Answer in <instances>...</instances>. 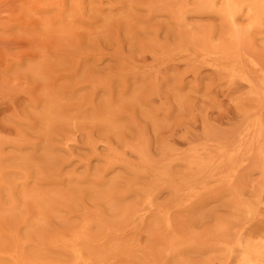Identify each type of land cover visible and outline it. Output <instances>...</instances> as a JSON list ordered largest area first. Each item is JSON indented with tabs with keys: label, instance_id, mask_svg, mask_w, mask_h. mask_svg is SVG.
<instances>
[{
	"label": "rangeland",
	"instance_id": "obj_1",
	"mask_svg": "<svg viewBox=\"0 0 264 264\" xmlns=\"http://www.w3.org/2000/svg\"><path fill=\"white\" fill-rule=\"evenodd\" d=\"M0 264H264V0H0Z\"/></svg>",
	"mask_w": 264,
	"mask_h": 264
},
{
	"label": "bare ground",
	"instance_id": "obj_2",
	"mask_svg": "<svg viewBox=\"0 0 264 264\" xmlns=\"http://www.w3.org/2000/svg\"><path fill=\"white\" fill-rule=\"evenodd\" d=\"M258 84V83H257ZM237 185V184H236ZM235 235V234H234Z\"/></svg>",
	"mask_w": 264,
	"mask_h": 264
}]
</instances>
